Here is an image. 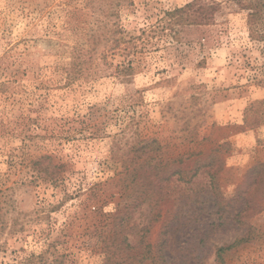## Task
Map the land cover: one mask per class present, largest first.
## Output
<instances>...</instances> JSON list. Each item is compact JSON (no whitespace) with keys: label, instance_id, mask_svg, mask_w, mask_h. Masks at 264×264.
<instances>
[{"label":"rangeland","instance_id":"1","mask_svg":"<svg viewBox=\"0 0 264 264\" xmlns=\"http://www.w3.org/2000/svg\"><path fill=\"white\" fill-rule=\"evenodd\" d=\"M190 1L0 0V264H117L112 237L214 264L240 209L224 264H264V41L233 7L172 23ZM147 156L193 176L148 204L124 175Z\"/></svg>","mask_w":264,"mask_h":264},{"label":"trees","instance_id":"2","mask_svg":"<svg viewBox=\"0 0 264 264\" xmlns=\"http://www.w3.org/2000/svg\"><path fill=\"white\" fill-rule=\"evenodd\" d=\"M222 7H233L234 9L245 11L246 20L249 25V36L253 39L264 41V30H259L255 27L264 21V0H192L183 6L167 12V14L172 23L207 24L213 20L215 12L220 10ZM154 143V139L143 138L137 140L133 147H135L136 150H141V153H144L146 150H154ZM149 159L150 157L147 156L145 165H147V168L150 167L149 173H151V177H147L145 175V171L140 173V166L133 167L132 169L124 167V175L130 178V182L127 187L134 184L136 188L141 189V194L145 195L144 201L147 199L146 202H148V204L155 205L159 200L165 197L166 193H164L163 189H169L167 183L174 175L179 176V179L184 178L183 180L185 182L189 181L190 177L193 176L188 177L186 175L188 173L186 170L173 166L172 162L151 163V160L149 161ZM255 169L256 168H252L249 170L248 175H253L255 173ZM43 170L49 176L54 175V173L47 171L46 168ZM246 215L247 210L240 209L235 215V220H239V222L244 221L242 224H244L248 231L242 236L236 238L232 243L215 247L214 264H224L223 254L226 251L239 245L240 243L248 242L254 239L255 233H253V231L255 228L246 222ZM152 220L153 218L151 217L144 223L142 227L144 230L143 233L148 231V227L150 226ZM110 243H112V248H114L111 256L118 255L117 264H123L122 260L125 257V253L123 252L125 250V246L128 247V243L126 244V240L124 238L120 243H116L115 238L113 237L110 238ZM144 247L145 250L142 252V258L148 259V264H154L153 260H155V254L152 251V244L147 242L144 244ZM108 259H111V257Z\"/></svg>","mask_w":264,"mask_h":264}]
</instances>
